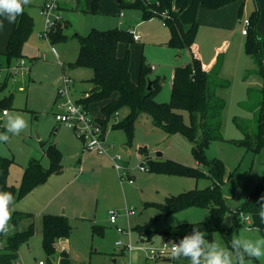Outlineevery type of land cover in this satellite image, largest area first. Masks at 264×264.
<instances>
[{
  "label": "rangeland",
  "instance_id": "1",
  "mask_svg": "<svg viewBox=\"0 0 264 264\" xmlns=\"http://www.w3.org/2000/svg\"><path fill=\"white\" fill-rule=\"evenodd\" d=\"M47 1L31 0L25 6L33 17V28L22 46L24 56L11 66L0 64L3 68L11 67L2 92V96L13 94L7 112L22 115L29 125L19 135L7 133L9 140L0 143V155L14 159L7 180L16 187H20L31 159H40L45 168L52 165L45 152L48 146L61 151V168L52 170L44 182L14 205V209L32 216L11 225L9 234L0 239L3 243L0 264H185V258L167 261L171 252L162 250L164 242L169 248L179 242L168 238L166 233L181 225H199L209 220V207L163 209L166 197L212 184L208 177L210 164L195 159L189 139L164 131L153 124L150 114L141 113L129 142L124 129L113 128L128 113L124 108L118 111L119 119L115 112L106 121L110 147L107 154L101 155L86 151L74 128L56 120L58 104L64 100L58 94L65 85V75L73 82L69 91L73 100L81 99L93 87V69L76 65L80 48L76 34L87 35L94 30L117 27L134 30L142 36L139 41L119 42L117 51L120 57L129 54L130 72L135 81L139 79L141 63L147 65V79H158L160 84L156 94L158 102L170 100L172 75L177 66L190 64L193 55L202 60L210 78L209 89L225 104L221 114L222 138L213 140L205 155L209 162L221 159L224 163L222 194L229 209L221 221L223 229H211L206 239L209 242L215 239L230 250L233 238H264V231L244 223L242 217L241 224L232 228L233 212L242 207L264 176V147L254 151L241 143L246 135L254 139L263 100L262 77L256 60L246 50L248 37L242 33L243 21L250 19L252 25L247 26L248 30L256 24L258 35L264 37V0H231L216 9L204 8L201 0H174V7L182 9V23L198 24L191 49L170 46V29L161 18L144 20L139 9L124 8L118 0H96L97 8L95 0H83V9L77 8L75 0H57V8L49 16L42 7ZM47 20L53 28L61 24L67 39L52 43L46 32ZM14 25L4 21V28L0 30L1 57L7 52ZM22 59L26 67L17 68ZM104 103L93 100L90 104L97 118H107L102 109ZM179 112L189 123L188 112ZM2 120L0 133H5V114ZM141 147H146V155L140 153ZM157 152L163 154L165 161L196 167L206 175L197 179L194 175L151 171L145 157L158 159ZM118 154L122 160L117 159ZM116 163L125 168L118 171ZM130 209L136 212L127 215ZM111 211L118 212L116 223L109 219ZM46 214L67 216L72 231L68 237L55 242L54 253L44 247ZM31 224L33 232L20 242L16 251L4 248L9 235L25 231ZM141 227L145 228L140 233ZM224 230H229L228 236ZM247 264H264V258L248 260Z\"/></svg>",
  "mask_w": 264,
  "mask_h": 264
},
{
  "label": "trees",
  "instance_id": "2",
  "mask_svg": "<svg viewBox=\"0 0 264 264\" xmlns=\"http://www.w3.org/2000/svg\"><path fill=\"white\" fill-rule=\"evenodd\" d=\"M231 0H201V4L207 9L219 8ZM77 8L83 9V0H75ZM124 8L139 9L144 20L153 17L162 19L163 24L170 29L168 44L180 49H191L194 46L198 24L193 22L189 25L182 23L180 15L182 9H174V0H135L133 2L119 0ZM95 7L97 1L94 3ZM97 8V7H96ZM164 12V14H162ZM258 18V11L255 13ZM250 25L252 21L250 20ZM256 26V24H255ZM249 29L246 41L247 52L254 57L259 67L258 72L262 77L263 100L259 110L258 129L254 136L246 135L241 143L254 151H260L264 147V37L258 35L256 27ZM50 27L47 36L52 43L66 40L67 35L62 32V25L55 28ZM33 28V17L24 7V12L17 17L12 30L7 52L0 56V64L4 62L10 65L23 55L22 46ZM80 48L76 59L77 66H87L93 69L94 75L91 79L93 87L80 99L90 108L93 100L105 101L102 106L105 117L104 124L112 115L127 108L128 113L113 125V128H122L128 135L133 136L137 118L141 113H148L152 117L153 124L162 128L168 133H178L193 143L192 154L198 162L210 164L209 178L212 184L203 189H192L178 195L166 197L163 209L175 211L192 205L210 208L209 220L199 225H181L166 233L168 238L179 242L184 236L191 235L193 228L209 235L211 229H223L221 221L229 210L222 194L224 183L225 167L221 159L208 161L205 149L213 140L222 138L221 114L225 107L224 102L209 89V74L202 60L193 55L192 62L187 65H180L175 68L172 80V93L170 100L161 103L156 100V94L160 84L158 79L151 81V88H148L149 80L146 77L147 65L142 62L138 81H135L130 72V58L118 55V44L121 41L132 42L134 37L130 29L114 28L107 31L94 30L87 35L76 34ZM259 37V39H257ZM152 68V67H151ZM7 79L0 81V132L2 127V114L8 110L12 102L13 94L2 96L7 86ZM59 97V95H58ZM179 110H185L189 114L190 122L185 121L184 115ZM119 119V117H118ZM52 161L49 168H45L40 159L33 158L25 168L20 187L8 182V172L12 157L0 155V191H7L13 194L12 218L10 225H17L22 219L32 216L31 213L14 209L16 202L24 195L44 182L51 171L59 170L62 153L55 146H48L45 151ZM151 171L159 173L172 172L185 175H194L197 179L206 174L196 167L186 166L173 160L163 158L153 159L146 156ZM145 165V164H144ZM146 167V166H145ZM264 196V176L257 188L253 190L242 207L233 212L232 228L241 224L240 213L249 214L252 219L251 226L264 231V223H261L259 213V200ZM32 225L25 231H18L6 239L4 248L8 251H16L20 242L33 232ZM145 227H141L140 233ZM231 230V229H230ZM225 231V230H224ZM67 216L46 214L44 216V247L49 253H54L55 242L71 234ZM226 236L229 230L225 231ZM4 237L0 234V239ZM185 264H190L187 260Z\"/></svg>",
  "mask_w": 264,
  "mask_h": 264
},
{
  "label": "clouds",
  "instance_id": "3",
  "mask_svg": "<svg viewBox=\"0 0 264 264\" xmlns=\"http://www.w3.org/2000/svg\"><path fill=\"white\" fill-rule=\"evenodd\" d=\"M30 3L31 0H0V17L3 18L0 19V30L4 28V21L14 24L17 17L23 14L24 7ZM5 115L6 132L0 133V143L9 140L7 133L19 135L29 126L28 121L20 114H9L6 111ZM14 199L12 193L0 191V234L5 236L9 234L11 227ZM258 203V215L261 223H264V196L260 197ZM205 237V232L194 227L191 235L184 236L179 243H172L171 259L176 261L185 258L190 264H247L248 260L264 258V238H233L229 250L215 239L209 242Z\"/></svg>",
  "mask_w": 264,
  "mask_h": 264
},
{
  "label": "built area",
  "instance_id": "4",
  "mask_svg": "<svg viewBox=\"0 0 264 264\" xmlns=\"http://www.w3.org/2000/svg\"><path fill=\"white\" fill-rule=\"evenodd\" d=\"M129 2H133L135 0H126ZM57 0H48L44 6L43 10L44 12L49 16L54 9L57 8ZM121 15H124L123 12ZM48 27L47 30L50 28V22L47 20ZM245 28L242 30V33L244 35L248 34V28L247 26L250 24V19L245 18L243 21ZM52 27V26H51ZM46 32L48 33V31ZM134 37V40L139 41L141 40L142 36L135 32L134 30H131ZM17 68H25L26 67V61L25 59H22L19 61ZM11 67L3 68L0 66V81L5 79L6 74L8 73V69ZM64 87L59 92V96L64 97V100L61 101L58 104V110L55 112V117L58 122H66L70 124L76 134L82 139L84 143V148L86 151H93L98 154H107L110 145L107 143V135L106 130L107 126L104 124V120L101 118H97L91 111V109L86 106L83 102L79 100H73L70 97L69 91L70 87L72 85V80L70 77L66 76L64 77ZM7 110L3 111V114H5ZM118 112L116 114V118L118 119ZM117 159H121V155H116ZM115 168L120 171L125 168L124 165L116 163ZM142 168H145L142 166ZM133 179H130V182H133ZM136 211L134 209H130L127 211V215H132ZM117 211H111L109 219L111 223H116L117 221ZM240 217L243 218L244 223L252 224V219L249 214L240 213ZM118 231L124 233V230L122 228H118ZM118 245L121 244L120 241L117 242ZM3 247V243L0 241V249ZM172 247V246H171ZM171 247L169 248L167 246V243L164 242V248L162 250H167L171 252ZM20 264V263H16ZM40 264H44L43 262H40Z\"/></svg>",
  "mask_w": 264,
  "mask_h": 264
},
{
  "label": "water",
  "instance_id": "5",
  "mask_svg": "<svg viewBox=\"0 0 264 264\" xmlns=\"http://www.w3.org/2000/svg\"><path fill=\"white\" fill-rule=\"evenodd\" d=\"M118 1H119V0H118ZM151 84H152L151 81H149V85H148V88H149V89L151 88ZM146 150H147L146 147H141V148H140V153L146 155ZM147 156H148V155H147ZM156 156H157L158 158H160V157L163 156V154H162L161 152H157ZM53 259L55 260V257H53ZM167 261H171V258H168ZM114 262H116V260H114Z\"/></svg>",
  "mask_w": 264,
  "mask_h": 264
},
{
  "label": "crops",
  "instance_id": "6",
  "mask_svg": "<svg viewBox=\"0 0 264 264\" xmlns=\"http://www.w3.org/2000/svg\"><path fill=\"white\" fill-rule=\"evenodd\" d=\"M45 2V1H44ZM119 2V1H118ZM120 3V2H119ZM44 6V4L42 5V7ZM174 9H176L175 7H174ZM177 10V9H176ZM180 18H181V15H180ZM244 35V34H243ZM246 36V35H245ZM153 69H154V67H152ZM172 78H173V75H172ZM173 80V79H172ZM96 115V114H95ZM98 115V114H97ZM163 157V156H162ZM162 157H160V158H162ZM156 158H158L157 156H156ZM18 202V201H17ZM16 202V203H17ZM9 236H11V235H9ZM144 241V240H143Z\"/></svg>",
  "mask_w": 264,
  "mask_h": 264
}]
</instances>
